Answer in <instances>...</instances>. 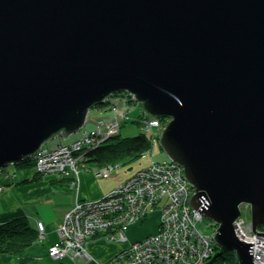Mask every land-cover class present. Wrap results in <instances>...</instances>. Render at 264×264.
<instances>
[{"label":"water","instance_id":"1","mask_svg":"<svg viewBox=\"0 0 264 264\" xmlns=\"http://www.w3.org/2000/svg\"><path fill=\"white\" fill-rule=\"evenodd\" d=\"M122 92L168 119L187 203L253 264L232 222L248 203L264 235V0H0V170Z\"/></svg>","mask_w":264,"mask_h":264},{"label":"built area","instance_id":"2","mask_svg":"<svg viewBox=\"0 0 264 264\" xmlns=\"http://www.w3.org/2000/svg\"><path fill=\"white\" fill-rule=\"evenodd\" d=\"M110 103L112 114L97 118L91 129L81 128L68 142L56 147L42 146L30 157L38 174H56L70 179L74 185L79 173L88 167L84 162L85 152L99 146L103 141L118 134L133 106L139 105L130 93H113L105 99ZM120 104V106H118ZM141 131L146 132L155 145L166 125L159 117L142 114L135 118ZM133 121V119H132ZM70 135V136H71ZM159 142V141H158ZM151 147L143 155H150L149 164L136 170L125 181L95 200H76L63 214L58 226V243L50 245L47 252L53 258H63L69 253L90 257L87 240L91 236L127 243L126 232L131 224L138 223L154 210L161 200H165L159 212L157 229L150 234L129 241L112 258V264H204L214 253L217 226L204 223L198 210L187 200L194 194V187L187 182L183 167L171 159H152ZM1 168L6 178L14 174L7 167ZM119 166V164H117ZM7 168V169H6ZM114 166L108 165L97 170L98 175H108ZM3 186H0V190ZM239 216L234 219V233L242 241L253 242V264H264V235L252 230L250 205H239ZM210 231H206V227ZM37 240H42L45 232L43 222H37ZM264 232L259 226L255 232Z\"/></svg>","mask_w":264,"mask_h":264},{"label":"crops","instance_id":"3","mask_svg":"<svg viewBox=\"0 0 264 264\" xmlns=\"http://www.w3.org/2000/svg\"><path fill=\"white\" fill-rule=\"evenodd\" d=\"M102 104L101 107H92L95 113L91 120H86L85 128L91 129L97 118L112 114L110 103L104 102ZM72 138L74 135L53 137L43 146L53 148L62 142L70 141ZM89 168L83 169L79 173V177L73 186L70 185L69 178L56 174H38L32 165L9 166V171L14 174L9 178H6L4 172L0 171V186H3L0 190V224L8 223L13 219L24 218L36 232L37 222H43V231L45 232L42 240H37L36 237L31 245L23 248L20 252L12 254L1 252L0 264H104L108 263L129 241L139 240V238L156 231L158 221L154 222L153 229L139 235L137 223H134L128 227L126 232L127 243L111 242L97 235L89 238L87 249L93 259L75 257L72 254L66 255L63 259L49 257L47 248L58 243V226L62 222L63 214L69 210L74 202L100 198L115 188L118 183L128 178L126 176L123 179L117 174L113 175L112 172L109 175H98L97 170L99 168L94 166H89Z\"/></svg>","mask_w":264,"mask_h":264},{"label":"trees","instance_id":"4","mask_svg":"<svg viewBox=\"0 0 264 264\" xmlns=\"http://www.w3.org/2000/svg\"><path fill=\"white\" fill-rule=\"evenodd\" d=\"M96 105V106H102ZM166 122L167 119L159 117ZM133 121H136L134 118ZM138 122V121H137ZM120 131V129H119ZM118 131V132H119ZM151 147V141L146 132H140L135 136L121 137L119 132L112 138L103 141L97 147L85 152L84 162L90 167L102 168L104 166L124 164L125 160H132L143 155ZM34 164V159L23 158L14 163L15 166H26ZM216 225V224H215ZM264 228V225H260ZM37 237V232L31 228L24 218L10 220L8 223L0 224V253H17L23 248L31 245ZM26 264V263H23ZM204 264H237L234 252L215 244L214 253Z\"/></svg>","mask_w":264,"mask_h":264},{"label":"rangeland","instance_id":"5","mask_svg":"<svg viewBox=\"0 0 264 264\" xmlns=\"http://www.w3.org/2000/svg\"><path fill=\"white\" fill-rule=\"evenodd\" d=\"M94 113H95L94 110L91 108L88 119L91 120V118L94 116ZM141 113H142V110H141L140 106H133V108H131V111L129 112L128 117L125 120H123V123L120 127L121 137L135 136V134L142 132L141 128H140V123L137 121H132V119L137 118ZM84 128H85V126H84ZM151 152H152V154H151L152 159L154 161H157V160L161 161V160H167L168 159L165 151L162 150L158 141L156 142L155 145L151 146ZM149 162H150V155H146V156L140 155V156L136 157L135 159L125 160L124 164H119V166L115 165L113 170H112V173H113V175L117 174L120 177H122L123 179H125L126 176H128V177L131 176L133 173L136 172V170H138L142 167H146L149 164ZM164 201L165 200L159 201L157 206H155L154 210L149 211L147 217H145L143 220L138 221V223H137V227L139 228L137 230L138 235L140 233L147 232V231L153 229L154 222L155 221L157 222L159 220V217H160L159 212L161 210V207H162V204L164 203ZM208 222L211 223V221L204 218L202 226L204 227V225ZM205 230L209 232L210 227L209 226L206 227Z\"/></svg>","mask_w":264,"mask_h":264},{"label":"bare ground","instance_id":"6","mask_svg":"<svg viewBox=\"0 0 264 264\" xmlns=\"http://www.w3.org/2000/svg\"><path fill=\"white\" fill-rule=\"evenodd\" d=\"M122 93H125V92H122ZM142 114H143V113H142ZM142 114H140L138 117L142 116ZM144 114H145V113H144ZM145 115H146V114H145ZM138 117H137V118H138ZM150 117H152V116H150ZM87 119H88V117H87ZM166 119H167V118H166ZM167 122H168V119H167L166 122H164V123L166 124ZM167 157H168V156H167ZM142 168H144V167H142ZM140 169H141V168H140ZM111 172H112V171H111ZM111 172H110V173H111ZM110 173H109V174H110ZM109 174H108V175H109ZM111 190H112V189H111ZM108 192H109V191H108ZM106 193H107V192H106ZM104 195H105V194H104ZM211 223H212V222H211ZM60 224H61V223H60ZM60 224H59V225H60ZM212 224H213V223H212ZM216 225H217V224H216ZM91 237H93V236H91ZM91 237H90V238H91ZM94 237H95V236H94ZM88 239H89V238H88ZM88 239H86V240L88 241ZM105 240H106V239H105ZM108 241H109V240H108ZM111 242H112V241H111ZM113 242H114V241H113ZM115 243H119V242H115ZM87 251H88V249H87ZM88 252H89V251H88ZM69 254L74 255L73 253H69ZM69 254H68V255H69ZM48 255H49V252H48ZM89 255H90V257H87V258H85V257H83V256H79V255H74V256H75V257H76V256H79V257H82V258H84V259H93L92 256H91V254H90V252H89ZM49 257L53 258V257L50 256V255H49ZM55 258H56V257H55ZM55 258H53V259H55ZM63 258H65V257H63ZM63 258H57V259H63ZM113 258H114V257H113ZM111 260H112V258L108 261V263H104V264H112V263H110ZM100 264H101V263H100Z\"/></svg>","mask_w":264,"mask_h":264}]
</instances>
